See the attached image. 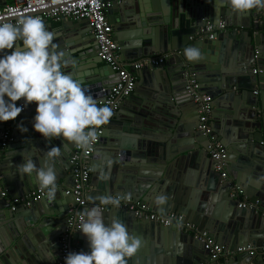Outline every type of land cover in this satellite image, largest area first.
I'll return each mask as SVG.
<instances>
[{
    "label": "water",
    "instance_id": "water-1",
    "mask_svg": "<svg viewBox=\"0 0 264 264\" xmlns=\"http://www.w3.org/2000/svg\"><path fill=\"white\" fill-rule=\"evenodd\" d=\"M106 17L112 25L119 61L156 54L167 57L160 66L139 70L133 92L119 106L124 112L105 125L91 156L90 165L92 170L96 166L97 175L90 178L84 208L99 207V200H91L93 187L99 196H128L151 211L180 214L199 231H207L215 241L227 245L233 254L218 264H256L261 255L237 249L253 246L260 253L264 216L253 209H239L237 204L244 195L250 201L264 200V180L260 179L264 177V9L239 15L229 10L226 0H122L106 10ZM218 22L225 23L227 31L215 40L194 37L205 23ZM53 33L59 50L73 62L62 70L79 80L92 96L102 93L95 98L100 107L117 75L111 66H99L97 43L88 21L62 20ZM17 46L22 47L20 42ZM190 47L201 52L199 62L186 58L185 49ZM10 52L5 50L0 56ZM185 74L194 75L198 91L209 95L212 103L217 101L210 118L212 132L226 149V181L220 179L208 157L207 136L197 130L198 109L185 90ZM36 107L29 104L19 115L27 131L15 128L9 144L0 150V195L4 190L9 198H23L35 190L38 185L27 176L22 179L16 165L31 158L37 167L44 166L45 153L51 147L61 148V156L53 163L57 187L58 181L68 177L72 184L69 158L76 145L62 139L49 142L36 132ZM3 126L0 122V133ZM190 167L198 171L196 184L188 179ZM248 177L254 179L248 183L250 189L243 186ZM231 183L239 187L237 197L230 195ZM63 188L68 187H58L52 202L44 197L15 211L0 196V226L6 230L3 233L0 227V264L56 263L68 209L75 206ZM160 195L167 197L163 206L155 202ZM196 195L202 198L197 201ZM102 212L106 224L118 217L130 234L142 240L141 249L128 264H149V248L159 255L157 264L209 261L203 245L174 226L139 221L125 210ZM73 239L84 242L82 252L90 251L80 231Z\"/></svg>",
    "mask_w": 264,
    "mask_h": 264
},
{
    "label": "clouds",
    "instance_id": "clouds-1",
    "mask_svg": "<svg viewBox=\"0 0 264 264\" xmlns=\"http://www.w3.org/2000/svg\"><path fill=\"white\" fill-rule=\"evenodd\" d=\"M226 5L231 12L245 15L254 8L264 9V0H226ZM54 40L55 34L39 17H20L16 24L0 20V53L11 50L0 56V122L15 120L24 107L35 103L36 132L49 142L62 139L73 143L87 154L98 139L99 129L109 123L113 113L107 106L98 107L97 100L80 81L62 70L73 62L65 58V52ZM18 42H22V47L17 46ZM184 54L189 61L202 59L195 47L186 48ZM22 99L23 106H17L16 102ZM21 131L27 129L21 126ZM60 156L61 148L51 147L45 153L44 166L37 167L31 158L16 165L22 179L27 176L42 192L47 190L49 202L56 198L57 173L53 163ZM98 200L102 205L120 207L119 197L100 196ZM155 202L163 206L167 197L160 195ZM77 215L81 221L79 231L86 237L90 251L68 253L65 264H128L141 249L142 240L130 234L118 217L106 224L99 207Z\"/></svg>",
    "mask_w": 264,
    "mask_h": 264
},
{
    "label": "built area",
    "instance_id": "built-area-1",
    "mask_svg": "<svg viewBox=\"0 0 264 264\" xmlns=\"http://www.w3.org/2000/svg\"><path fill=\"white\" fill-rule=\"evenodd\" d=\"M117 0H11L9 3L0 4V20L4 22L17 23L20 17L33 16L39 17L43 21L61 22L62 20H80L86 19L91 28L93 39L97 43V56L106 65L111 66L116 72L117 81L110 88L100 107L107 106L111 109L113 115L119 109L124 98L128 97L135 88V72L143 68L157 67L164 63L167 55H153L151 57L141 58L135 61L124 63L118 60V46L112 38V25L106 17V10ZM227 31L223 22L217 24L205 23L194 33V37L202 38L207 36L208 40H215L216 37ZM186 86L185 90L189 93L193 102L197 105L198 126L197 130L207 136V153L214 162V170L220 176L222 181L228 180L226 172V149L216 139L212 133L210 125V115L212 112V99L209 95L200 93L197 89V83L192 74L184 75ZM17 106H23V99L16 102ZM26 107H24L25 109ZM23 109V111H24ZM111 119V118H110ZM19 116L15 120L4 122L3 130L0 133V150L3 151L11 141V132L19 125ZM105 128L102 126L98 131V139L92 149L85 154L83 150L75 147L73 154L69 158L70 174L72 184L70 188H63L64 195H71L75 206L68 209V216L63 233L59 238V258L54 264H65V257L70 252H78L76 240L73 234L79 231L80 216L83 213L87 201L85 196L90 192V160L95 148L99 142L100 136ZM231 196H237L241 192L239 187L231 183ZM58 189V187H57ZM46 191L42 192L39 186L26 194L23 198H9L3 191L1 198H5L10 204L12 211L18 207H28L32 202L46 197ZM113 198H120V207L117 209L112 205H102L99 208L102 211L111 209L125 210L133 214L139 221H151L163 227L174 226L179 232L190 234L195 240H198L209 254V261L203 264H213L219 260H226L233 253L222 245L218 244L207 231H199L195 225L184 221L180 214H160L153 213L145 203L132 200L128 196L111 195ZM238 207L244 209H253L255 213L264 216V200L249 201L242 197L238 201ZM264 250V246L262 248ZM248 251L250 255L254 254L255 247L238 248L237 252ZM251 264V263H249Z\"/></svg>",
    "mask_w": 264,
    "mask_h": 264
},
{
    "label": "crops",
    "instance_id": "crops-1",
    "mask_svg": "<svg viewBox=\"0 0 264 264\" xmlns=\"http://www.w3.org/2000/svg\"><path fill=\"white\" fill-rule=\"evenodd\" d=\"M11 0H5V2H0V4H5V3H9ZM120 1H122V0H117V2H115V3H119ZM258 21H259V23H260V21H261V18L259 17L258 18ZM48 22H50V24H51V26L49 27L48 25H46V27H47V30L48 31H50V32H54L57 28H58V26H59V24L61 23V22H53V21H48ZM233 29V28H232ZM240 31V29H237V32H239ZM20 44L22 45V42H20ZM98 58V57H97ZM124 63H128V62H131V61H123ZM103 65H106V64H104L103 62H101L100 64H99V66H103ZM139 75H140V72H139V70L138 71H136L135 72V77H136V80H135V84L137 83V81H138V77H139ZM112 80H113V77L111 76L110 77ZM100 96H102V93H98V94H96V95H93V97L94 98H99ZM213 109H214V107L215 106H217L216 104H217V101H213ZM218 104H220V102H218ZM213 109H212V112H213ZM217 109H218V107H217ZM118 112H124V111H121V109L119 108L118 110H117V112L114 114V115H116ZM215 115H216V113H214ZM213 122V121H212ZM210 123H211V121H210ZM214 123V122H213ZM212 125V124H211ZM21 126H22V124H21V122L19 121V125H17V127L16 128H18V127H20L21 128ZM14 131V130H13ZM12 133V132H11ZM216 135L217 134H215V137H216ZM97 148V147H96ZM95 148V149H96ZM208 157H209V155H208ZM210 158V157H209ZM100 161H99V163H102V159L100 158L99 159ZM91 161V160H90ZM91 164V163H90ZM101 165V164H100ZM90 167H91V165H90ZM95 169H96V166L93 168V170H92V167L90 168V178L92 179V178H95L96 177V175H97V172H95ZM188 172H189V174H188V179H189V181L192 183V181L196 184L197 183V175H198V171L196 170V168H194V167H190L189 169H188ZM236 173V172H235ZM237 176V175H236ZM236 176H234L235 178H236ZM233 179V178H232ZM250 181H254V179L252 178V177H248V179L247 180H245V183H244V187H246V188H249L250 189V186L248 185V183L250 182ZM59 182V184H58V187H68V188H70L71 187V183H70V178L68 177L67 179H65V180H60V181H58ZM92 184V183H91ZM240 186V185H239ZM4 191V190H3ZM92 191H93V193H92V196H91V200L92 201H94V202H96V201H98V197H100L99 196V193H98V191H96V190H94V187H93V189H92ZM17 196V195H16ZM197 196V201H199L202 197H200V196H198V195H196ZM62 198H64V196H61ZM194 197H195V195H194ZM237 197V196H236ZM243 197H246L245 195L243 196ZM19 198V197H18ZM248 200H249V198L248 197H246ZM242 199V198H241ZM241 199H239V200H241ZM238 200V201H239ZM257 201H263L262 199H256ZM255 200V201H256ZM250 201V200H249ZM59 204H61V202H59ZM90 206H93V205H91V204H89ZM148 206V205H147ZM86 208H82V212L85 210ZM240 209V208H239ZM11 210V209H10ZM153 213H157V212H154V211H152ZM1 227V230H2V232L3 233H5L6 232V230L2 227V225L0 226ZM145 236V235H144ZM76 242H77V246H78V252H81L82 251V246H83V241L82 240H80V239H77L76 240ZM218 244H220V245H222L220 242H218V241H216ZM223 247H225L227 250H229V247L226 245H222ZM251 247H253V246H251ZM263 248V247H262ZM261 249V248H260ZM256 250H257V248L255 247V255H261V258L262 259H260V260H258V261H256V264H264V250L263 249H261L260 250V253L258 254V253H256ZM146 256L148 257V263L149 264H157L158 263V260H159V255H157L156 254V251L155 250H153L152 248H151V250H150V248H149V250H148V252H147V254H146ZM262 260H263V262H262ZM222 260H219V261H217V262H214V263H220Z\"/></svg>",
    "mask_w": 264,
    "mask_h": 264
},
{
    "label": "bare ground",
    "instance_id": "bare-ground-1",
    "mask_svg": "<svg viewBox=\"0 0 264 264\" xmlns=\"http://www.w3.org/2000/svg\"><path fill=\"white\" fill-rule=\"evenodd\" d=\"M237 206H238V204H237ZM239 208V207H238Z\"/></svg>",
    "mask_w": 264,
    "mask_h": 264
}]
</instances>
